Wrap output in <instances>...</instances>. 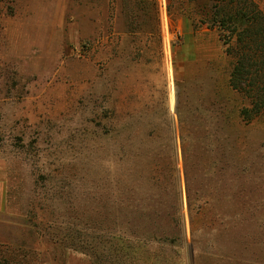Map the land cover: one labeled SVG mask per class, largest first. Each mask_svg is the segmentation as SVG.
Here are the masks:
<instances>
[{"label":"rangeland","instance_id":"374dc122","mask_svg":"<svg viewBox=\"0 0 264 264\" xmlns=\"http://www.w3.org/2000/svg\"><path fill=\"white\" fill-rule=\"evenodd\" d=\"M215 3L111 11L96 35L94 0L70 1L81 32L64 40L43 35L48 0H0V245L25 264H264V114L240 117Z\"/></svg>","mask_w":264,"mask_h":264},{"label":"trees","instance_id":"16d2710c","mask_svg":"<svg viewBox=\"0 0 264 264\" xmlns=\"http://www.w3.org/2000/svg\"><path fill=\"white\" fill-rule=\"evenodd\" d=\"M215 2L209 19L210 28L216 29L220 41L226 48V53L231 56L233 61L227 86L235 92L243 93L252 102L251 109L245 108L239 112L240 117L246 123H250L255 117L264 114V11L255 0H215ZM216 95L219 96L218 93ZM230 102L229 98L222 96L214 104L218 106L216 110L219 119L223 118V121H226L229 126L233 117L228 106L225 108L224 105ZM230 130L231 133L236 131L233 126ZM192 132L194 133V131ZM193 133L186 132L181 126L185 161L187 157H190L194 146L187 144L184 138L186 134ZM217 143L216 147L211 144L206 145V143L195 146L196 151L200 152L199 157L219 152V148H221L219 139ZM186 174L188 176L187 170ZM188 200L191 208L193 196L190 194L189 188ZM133 247L130 244V248ZM23 259V256L0 245V264H25Z\"/></svg>","mask_w":264,"mask_h":264},{"label":"crops","instance_id":"0c3cea01","mask_svg":"<svg viewBox=\"0 0 264 264\" xmlns=\"http://www.w3.org/2000/svg\"><path fill=\"white\" fill-rule=\"evenodd\" d=\"M48 1L53 4L54 9L51 15L54 18V20L57 21L54 23V25L50 24L52 26L50 27L51 29L48 28L43 33V35L45 34L53 35V36L59 35L60 38L62 37L65 40V38L69 34L71 35V39L73 40L74 35H77L79 34V32H81V30L79 29L81 23H79L74 17L68 18L69 14L67 12L69 10L68 3H70V1H76V0H48ZM152 1L153 0H94V34L96 35L100 34L101 30L104 29L106 25L108 24L111 25L112 20L109 15V12L111 13V11H113L112 14L114 16V21H117L120 16L125 14L126 10L127 12L136 11V10L142 11L143 10L142 8H144V6H146L147 4H150ZM143 11L142 13H144ZM28 16H31V12H29ZM21 24H23L22 21H17L16 23L12 22L11 29L9 30V34L12 35L11 42L13 41H17L20 43L24 42L22 36L20 35V33L22 32V30H20L19 28L21 27ZM28 28L29 29L26 31L28 32V34L36 33V32H32L33 29L36 27L28 26ZM31 41L34 42V37L31 39ZM35 41L38 42L37 36ZM13 48H17V47H15L14 45ZM110 168L111 167L109 165L107 166L98 165L96 167L94 186L98 185L104 179L108 170L110 171Z\"/></svg>","mask_w":264,"mask_h":264}]
</instances>
